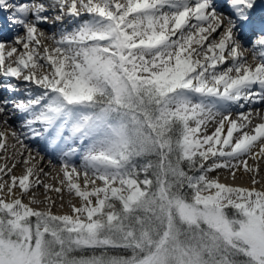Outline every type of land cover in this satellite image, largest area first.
Listing matches in <instances>:
<instances>
[{
	"label": "snow or ice",
	"instance_id": "1",
	"mask_svg": "<svg viewBox=\"0 0 264 264\" xmlns=\"http://www.w3.org/2000/svg\"><path fill=\"white\" fill-rule=\"evenodd\" d=\"M48 8L78 21L48 36L51 47L39 28ZM256 8L257 0H0L24 30L14 41L22 50L5 57L0 43V74L30 86L25 98L0 101V114L13 103L26 129L13 139L59 156L61 186L43 184L46 193L66 189L79 201L57 215L50 196L35 199L42 182L31 154L19 177L10 175L15 162L0 166V264H264V190L246 159H264V117L232 118L264 102V19L250 47L236 38L256 27ZM6 142L0 133V151ZM241 167L251 188L211 176L225 169L235 179Z\"/></svg>",
	"mask_w": 264,
	"mask_h": 264
},
{
	"label": "bare ground",
	"instance_id": "2",
	"mask_svg": "<svg viewBox=\"0 0 264 264\" xmlns=\"http://www.w3.org/2000/svg\"><path fill=\"white\" fill-rule=\"evenodd\" d=\"M11 3L16 4H23V3H50V0H9ZM220 9H223V7H219ZM225 8V7H224ZM219 9V10H220ZM12 10L7 11H0V18L1 19V27H0V43L5 44V48L3 50L5 57H7V52L11 50L12 47H20L22 50V46L15 45L14 41L17 36L24 35V30L22 27L18 25H13L9 22L8 16L11 14ZM220 12V11H219ZM58 9H52L48 8V10L43 13V15H46L49 17L48 22L46 23H40L39 28L41 31L45 33L51 32L54 30V33L47 35L45 33V38L43 39V44L47 47H51V42L47 39L48 36H51L53 34H58L61 31L65 30H71L76 23L78 22L75 18L64 16L62 20H56L55 17L59 15ZM260 14L264 16V0H257V8L255 9L253 13V22L257 26L258 24V18H260ZM85 17H81V19H84ZM29 19H32V16H29ZM253 30L249 29H240L239 33L237 35V39L242 36L244 38H248L250 35L251 37L255 36L253 34ZM247 39H244V41H241V50H243L245 47L251 46V41L248 40V43L246 42ZM246 42V43H245ZM43 49H41V52ZM244 56L247 58L248 62L250 64H253L252 60V53L245 51ZM14 59V58H13ZM11 59H6V65L8 63H11ZM39 74V73H38ZM11 84L14 88H19V91L16 92H9L7 86ZM3 85V86H2ZM30 86L27 85L22 79L16 80L11 77H4L2 74H0V100L3 98L4 94H9L8 101H14L18 99L25 98V92L26 90H29ZM252 112V119L253 123L260 122V118L257 117L256 113L259 111L260 116L264 117V102L261 103H255L251 105H245L244 109L234 108L233 109V119L237 117V115L240 112ZM256 111V112H255ZM23 118L21 114L17 111H15V105L13 103H9L7 105V111L3 114H0V133H4L6 137H8L11 140V134L12 132H16L17 134H21L26 131V129L23 126ZM19 123V124H17ZM215 125L210 124L208 126V134H211L214 131ZM7 138V139H8ZM24 142L27 145V148H22L19 143L16 142L12 138V143H7L6 151H0V166H3L7 164L9 167L15 162L16 167L12 170V173L10 175H16L17 177L24 174L25 171V165H23L20 161H22L24 158H26L29 154H31L34 159L32 160V165L35 166V175L39 177V180L42 182L39 186H34L32 191L35 193V199L38 201H44L46 195L50 196L53 200L56 201V207L53 208V211L57 215H63V214H70V204H79L78 198H75L72 195H69L67 193V190L65 189L62 194H58L54 191H49L46 193L43 184H48L52 188L60 187V179L62 178L60 173V166L61 164L60 158L58 155L54 154L50 150L46 149L43 143L38 142L36 140L30 139V138H24ZM34 149L37 153L33 154L31 150ZM23 152L24 156L22 157L20 153ZM248 160V164L250 167H258L259 172L258 175H256V179L258 181L256 187L258 190H264V159L257 158V160H253L250 157H246ZM77 166L79 165V157L75 158L74 161ZM52 164H57L55 168ZM21 169V170H19ZM42 170V171H41ZM2 175V174H0ZM211 176L219 177V180L221 183L232 185V186H239V187H245V188H251L252 185V179L253 174L245 173L243 171V168L241 167V170L236 173L235 179L232 178L229 171L225 169L217 170V172H214L211 174ZM9 177L4 176V179L7 180ZM16 195H20V191L17 188ZM42 195L39 197V195ZM61 195L63 199L61 200ZM28 196L24 197V202L28 203ZM63 203V207H60V204Z\"/></svg>",
	"mask_w": 264,
	"mask_h": 264
},
{
	"label": "rangeland",
	"instance_id": "3",
	"mask_svg": "<svg viewBox=\"0 0 264 264\" xmlns=\"http://www.w3.org/2000/svg\"><path fill=\"white\" fill-rule=\"evenodd\" d=\"M20 123H23V122H20ZM7 138H8V137H7ZM12 138H13L12 136H11V140L8 138V139H7V142H9V143L11 142V143H12ZM31 152H32L33 154L37 153L36 151H34V149H32ZM52 165H53V167L55 168V166H56L57 164H52ZM59 166L61 167V164H59ZM19 170H21V169H19ZM41 196H42V195L40 194L39 197H41ZM45 206H46V205L41 204V205H40L41 210H42ZM53 212H54V211H53ZM54 213H55V212H54Z\"/></svg>",
	"mask_w": 264,
	"mask_h": 264
}]
</instances>
